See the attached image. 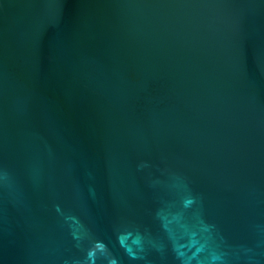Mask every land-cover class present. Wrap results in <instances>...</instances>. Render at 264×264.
Returning a JSON list of instances; mask_svg holds the SVG:
<instances>
[{
    "label": "water",
    "instance_id": "1",
    "mask_svg": "<svg viewBox=\"0 0 264 264\" xmlns=\"http://www.w3.org/2000/svg\"><path fill=\"white\" fill-rule=\"evenodd\" d=\"M0 264H264V0H0Z\"/></svg>",
    "mask_w": 264,
    "mask_h": 264
}]
</instances>
